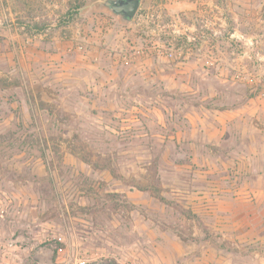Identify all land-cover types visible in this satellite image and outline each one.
<instances>
[{
    "label": "rangeland",
    "instance_id": "374dc122",
    "mask_svg": "<svg viewBox=\"0 0 264 264\" xmlns=\"http://www.w3.org/2000/svg\"><path fill=\"white\" fill-rule=\"evenodd\" d=\"M86 2L78 8L72 0H0V48L6 32L39 50L55 39L74 50L85 44L91 23L102 20L112 37L100 46L116 53L120 40L113 35L120 31L138 43L147 39L152 62L177 70L166 84H199L196 104V96L182 91L169 95L175 114L180 99L219 110L262 103L264 0H215L214 24L195 15L193 26L180 12L165 17L160 0H140L131 21L99 10L103 0ZM203 35L214 44L209 54L200 51ZM17 43L11 40V47ZM164 49L174 55L158 52ZM7 82L0 97V264H182L181 252L192 243L218 238L175 198L187 172L175 165L186 154L171 147L163 154L158 139L147 135V115L121 120L117 114L128 101H147L143 77L130 82L126 99L91 113L62 103L48 84L35 93L31 84L17 89L15 80Z\"/></svg>",
    "mask_w": 264,
    "mask_h": 264
},
{
    "label": "crops",
    "instance_id": "0c3cea01",
    "mask_svg": "<svg viewBox=\"0 0 264 264\" xmlns=\"http://www.w3.org/2000/svg\"><path fill=\"white\" fill-rule=\"evenodd\" d=\"M159 5L172 20L180 12L186 26H193L196 16L207 25L216 18L215 0H160ZM164 21L161 27L168 25L167 18ZM90 29L91 34H84L85 44L80 41L87 50L81 51L71 50L69 41L58 39L50 49L39 50L36 43L27 45L21 36L13 38L5 32L0 48V97L4 98L1 93L9 86L7 81L15 80L17 89L26 83L35 88L48 84L59 91L62 103L71 100L78 112L91 113L94 107L98 112L126 99L125 93L134 87L130 82L143 77L147 101H128L123 104L126 110L120 107L122 112L117 114L121 120L147 115V135L150 131L158 139L163 154L168 147L186 154L188 159L175 165L187 171L177 181L175 198L204 220L207 232L218 235L214 241L192 243L190 251L181 252V263L264 264V99L259 108L246 101L220 110L180 99L175 114L167 107L169 95L177 97L175 92L182 91L189 99L196 96V104L199 84H166L177 70L152 62L146 52L147 39L138 43L135 35L115 33L113 37L120 41L114 48L118 51L112 53L100 46L112 37L102 20L91 23ZM162 35L167 40L168 33L163 30ZM201 37L200 51L213 52L214 44ZM13 39L18 42L14 48ZM35 88L36 93L40 88ZM84 105L92 108L85 110Z\"/></svg>",
    "mask_w": 264,
    "mask_h": 264
},
{
    "label": "water",
    "instance_id": "95a60500",
    "mask_svg": "<svg viewBox=\"0 0 264 264\" xmlns=\"http://www.w3.org/2000/svg\"><path fill=\"white\" fill-rule=\"evenodd\" d=\"M103 3L115 15H122L126 21H131L136 13L140 0H103Z\"/></svg>",
    "mask_w": 264,
    "mask_h": 264
},
{
    "label": "trees",
    "instance_id": "16d2710c",
    "mask_svg": "<svg viewBox=\"0 0 264 264\" xmlns=\"http://www.w3.org/2000/svg\"><path fill=\"white\" fill-rule=\"evenodd\" d=\"M72 1H76L77 3H78V8H80V7H82V6H85L86 4H87V2H86V0H72ZM97 5V8L99 9V10H108V7L107 6H105L104 4H102V3H97L96 4ZM111 12V11H110ZM160 197V199H163L161 196H159Z\"/></svg>",
    "mask_w": 264,
    "mask_h": 264
},
{
    "label": "built area",
    "instance_id": "2783aa9c",
    "mask_svg": "<svg viewBox=\"0 0 264 264\" xmlns=\"http://www.w3.org/2000/svg\"><path fill=\"white\" fill-rule=\"evenodd\" d=\"M77 48H79V49H81V44H77ZM158 52L160 53V54H162V53H164L165 55H169V56H172V55H174V52L173 51H171V50H167V49H164V51H162V50H158ZM74 264H85V260H76L75 262H74Z\"/></svg>",
    "mask_w": 264,
    "mask_h": 264
},
{
    "label": "flooded vegetation",
    "instance_id": "af4514ba",
    "mask_svg": "<svg viewBox=\"0 0 264 264\" xmlns=\"http://www.w3.org/2000/svg\"><path fill=\"white\" fill-rule=\"evenodd\" d=\"M102 4H104L103 2H102ZM105 5V4H104ZM106 6V5H105ZM121 18H123V16L122 15H119Z\"/></svg>",
    "mask_w": 264,
    "mask_h": 264
}]
</instances>
